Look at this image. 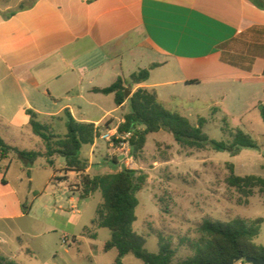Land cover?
Returning a JSON list of instances; mask_svg holds the SVG:
<instances>
[{
  "label": "crops",
  "instance_id": "0c3cea01",
  "mask_svg": "<svg viewBox=\"0 0 264 264\" xmlns=\"http://www.w3.org/2000/svg\"><path fill=\"white\" fill-rule=\"evenodd\" d=\"M154 64L149 80L134 86L130 96L139 88L155 91L169 111L187 105L179 112L183 116H191L194 103L206 98L205 89L256 86L264 92V10L250 0H0V137L20 150L45 152L29 110L60 135L67 132L66 110L78 122L99 126L101 133L106 123L117 129L130 112L129 102L117 106L114 94L94 90ZM254 104L264 108L261 100ZM15 163L20 172L14 179L27 190L23 197L15 194L12 213L9 174ZM65 167L60 156H41L33 164L14 153L0 158V255L15 264H32L42 246L31 244L56 232L37 211L46 203L44 212H63L57 192L69 189L78 175ZM37 183L50 193L42 196ZM68 203L80 213L72 193ZM15 219L30 230L10 235ZM85 237L83 230L73 245ZM88 258L94 262L97 255Z\"/></svg>",
  "mask_w": 264,
  "mask_h": 264
},
{
  "label": "rangeland",
  "instance_id": "374dc122",
  "mask_svg": "<svg viewBox=\"0 0 264 264\" xmlns=\"http://www.w3.org/2000/svg\"><path fill=\"white\" fill-rule=\"evenodd\" d=\"M203 93L206 98L196 101L191 116L185 114V117L194 125L204 119L203 132L210 141L229 143L232 141L231 133L241 130L250 135L260 149H243L233 156L227 151H215L210 142L202 150L185 148L175 141L173 135L160 131L148 136L144 152L138 160L131 156L127 148L113 147L101 138L96 139L93 150L92 146H84L80 153L82 160L91 162V176L116 173L125 168L147 174V183L138 193L139 206L136 209L134 229L146 238V248L152 253L159 251V237L170 243L175 251V263L193 256L194 244L202 239L200 226L205 221L264 220V196L256 190L252 197H245L228 183L231 166L237 176L264 177V121L254 104L257 100L264 104V92L259 87L251 86L240 91L228 88L224 91L205 89ZM176 102L180 105L181 99ZM184 103L187 104V101ZM187 109V105L184 108L174 106L170 111L181 112ZM109 124L114 129L115 124ZM101 129L102 133H106L104 127ZM19 172V165L15 163L9 174V191L14 190L8 197L12 213L17 210L15 194L23 197L27 190L14 179ZM74 176L69 189L65 187L58 190L56 195L59 199L57 206L63 212H44L43 206L46 203L37 211L42 221L55 227L56 232L40 237L31 244L42 246L32 264L54 261L58 264H115L117 251L104 250L105 243L111 238L110 230L93 224L102 196L96 193L92 198L82 201L80 177ZM37 187L42 196L50 193L49 190L44 191L41 183H37ZM70 193L79 199L80 203H75L77 206L74 207V210H79V214L73 213L72 204L68 203ZM33 196L30 195L29 201ZM49 208L55 210L54 202L49 204ZM13 223L17 225L12 227V236L19 230H30V225L25 221L15 219ZM83 230L86 237L81 240L82 244L73 245V239L80 238ZM65 237L68 244L63 243ZM255 243L264 246V223ZM13 244L18 246L15 238ZM91 245L95 246L93 251ZM65 250H70V254H65ZM92 253L97 255L94 262L88 258ZM123 264L143 262L133 255H127Z\"/></svg>",
  "mask_w": 264,
  "mask_h": 264
},
{
  "label": "trees",
  "instance_id": "16d2710c",
  "mask_svg": "<svg viewBox=\"0 0 264 264\" xmlns=\"http://www.w3.org/2000/svg\"><path fill=\"white\" fill-rule=\"evenodd\" d=\"M257 8L264 10V0H250ZM133 73L128 80L119 78L114 84L105 89H95L96 93L114 94L117 106L129 102L130 112L125 121L118 127L119 134L131 133L129 139L131 156L138 160L144 152L148 136L165 131L173 135L175 141L185 148L205 149L210 142L215 151H227L233 156L243 149L259 150V145L245 132H232V141H210L203 132L204 119L194 125L187 117L179 112L167 110L159 101L155 91L139 88L129 99L125 90L149 80L151 70ZM264 121V108L259 107ZM30 125L33 133L40 137L45 145V152L20 150L8 145L0 137V158L16 154L20 159L33 164L39 157L48 159L60 156L65 159V172H74L80 177L82 185L81 199L85 200L96 193L102 196V203L96 211L93 224L98 228L110 230L111 238L105 243L106 252L116 250L118 256L115 264H123L127 255H133L143 264H224L232 259L254 258L264 259V246L255 243L260 235L264 220L234 219L229 222L205 221L200 226L202 239L194 244L193 256L175 263V251L162 237H159V251L152 253L146 248V238L134 229L137 221L136 209L139 206L138 193L143 190L148 176L133 169H122L116 173L91 176L87 173L88 162L81 159L80 153L84 146H92L99 138L95 124L81 123L74 119L70 111H65L66 134L55 133L48 125L37 120V114L29 110ZM110 124L104 125L109 129ZM52 164V161L49 160ZM66 178H63V180ZM231 187L237 189L245 197H252L258 190L264 196V177L237 176L231 166L228 179ZM0 264H15L0 255Z\"/></svg>",
  "mask_w": 264,
  "mask_h": 264
},
{
  "label": "built area",
  "instance_id": "2783aa9c",
  "mask_svg": "<svg viewBox=\"0 0 264 264\" xmlns=\"http://www.w3.org/2000/svg\"><path fill=\"white\" fill-rule=\"evenodd\" d=\"M96 128L99 131L100 127L96 126ZM99 134H100L99 138L103 139L104 141L109 142L113 147L122 146L124 148L130 149L129 139L132 136L131 133L119 134L118 128H117L114 130H108V131H106V133H101V131H100ZM115 150L117 151V149H115ZM63 243L68 244V240L66 237L63 239ZM236 264H251V263H248V262L242 260Z\"/></svg>",
  "mask_w": 264,
  "mask_h": 264
},
{
  "label": "water",
  "instance_id": "95a60500",
  "mask_svg": "<svg viewBox=\"0 0 264 264\" xmlns=\"http://www.w3.org/2000/svg\"><path fill=\"white\" fill-rule=\"evenodd\" d=\"M130 95H131V91L130 89H126L125 90V97L126 99H129L130 98ZM246 261L248 263H251V264H264V259H254V258H242V257H238V258H235V259H232L230 262L228 263H224V264H236L240 261Z\"/></svg>",
  "mask_w": 264,
  "mask_h": 264
}]
</instances>
